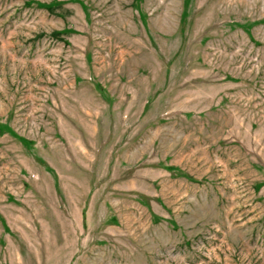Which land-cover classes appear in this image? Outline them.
Here are the masks:
<instances>
[{
  "label": "rangeland",
  "instance_id": "rangeland-1",
  "mask_svg": "<svg viewBox=\"0 0 264 264\" xmlns=\"http://www.w3.org/2000/svg\"><path fill=\"white\" fill-rule=\"evenodd\" d=\"M0 264H264V0H0Z\"/></svg>",
  "mask_w": 264,
  "mask_h": 264
}]
</instances>
